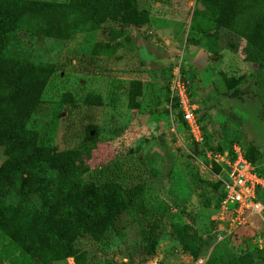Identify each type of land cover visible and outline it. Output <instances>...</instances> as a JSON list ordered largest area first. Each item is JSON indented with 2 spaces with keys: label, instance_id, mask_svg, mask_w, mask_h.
<instances>
[{
  "label": "rangeland",
  "instance_id": "374dc122",
  "mask_svg": "<svg viewBox=\"0 0 264 264\" xmlns=\"http://www.w3.org/2000/svg\"><path fill=\"white\" fill-rule=\"evenodd\" d=\"M27 1L0 0L6 13L0 25V57L13 69L47 62L58 69L38 109L19 126L11 125V134L5 131L11 124L10 108H0V170L5 160L26 153L27 138L36 133L38 143L52 153L75 149L87 155L89 165L80 178H67L44 161L24 163L20 181L38 210L54 196L72 197L90 182L106 187L110 197L131 188L137 201L136 208L110 218L100 240L76 236L79 257L83 253L87 264H214L218 244L233 253L255 249L248 226L220 238L216 194L208 184L221 173L208 153L230 150L234 143L258 148L256 163L264 169V64L246 57L245 40L223 30L210 42L211 32L208 36L192 29L194 13L216 14L200 0H137L141 26L107 25L54 39L42 34L43 19L20 13ZM179 61L207 147L191 140L169 107V81ZM226 79L234 80L232 87ZM135 81H141V94L138 107L132 108ZM8 91L0 89V94ZM89 126L96 127L92 139L86 133ZM178 205L195 215L192 224L205 241L197 259L171 232L172 223H189ZM100 208L96 199L93 209ZM143 237L156 240L151 256L145 253ZM17 255L0 235V264H15ZM29 264L44 263L32 259ZM46 264L77 262L69 256Z\"/></svg>",
  "mask_w": 264,
  "mask_h": 264
},
{
  "label": "trees",
  "instance_id": "16d2710c",
  "mask_svg": "<svg viewBox=\"0 0 264 264\" xmlns=\"http://www.w3.org/2000/svg\"><path fill=\"white\" fill-rule=\"evenodd\" d=\"M200 1L214 7L216 14L214 17H203L194 13L191 28L208 36L211 32L210 42L219 38L221 31L224 30L226 34L230 32L245 40L243 51L246 57L263 65L264 0ZM136 2L137 0H29L20 7V13L43 19V35L66 40L77 33L99 30L107 25L141 26L143 17L137 10ZM4 15L6 13L0 10V25ZM56 69L57 65L49 62L13 69L0 57V89L9 90L0 94V108L9 107L11 111V124L6 127V134H11V125L19 126L23 119L30 117L38 109L47 82ZM225 82L226 86L232 87L234 80L226 79ZM140 94L141 81H135L130 91L129 104L132 108L138 107L136 97ZM176 114L181 118L180 113ZM181 120L183 122L182 118ZM92 131L95 135L96 127L89 126L86 132L88 139L93 138ZM38 138L36 133H32L25 142L26 153L12 156L3 162L0 170V235L8 239L12 249L18 250L19 255L12 259L15 264H29L32 259L46 264L69 256H74L77 264H87L83 253L80 257L78 255L74 243L76 236L88 235L95 241L100 240L110 218L121 210L136 208V198L131 188L124 190L122 195L110 197L109 193H104L106 187L90 182L83 184L72 197L66 194L54 196L38 210L35 203L24 194L25 184L20 181L24 179L20 174V167L24 168V163L44 161L58 175L67 178H80L89 170L86 154L75 149L52 153L49 147L38 143ZM207 143L204 140L200 145L207 147ZM244 151L245 156L257 164L261 157L260 150L250 146L248 149L244 148ZM222 152H231V149ZM262 170L264 172L263 167ZM208 184L216 194L218 206L223 197L222 182L216 180ZM96 199L102 202V208L98 210L93 209ZM258 199L264 201V191L258 193ZM178 207L189 223H172L171 232L182 248L197 259L205 241L192 224L195 215L185 207ZM143 240L145 253L153 255L155 238L143 237ZM213 253L211 261L214 264H264V247L233 253L226 245L218 244Z\"/></svg>",
  "mask_w": 264,
  "mask_h": 264
},
{
  "label": "built area",
  "instance_id": "2783aa9c",
  "mask_svg": "<svg viewBox=\"0 0 264 264\" xmlns=\"http://www.w3.org/2000/svg\"><path fill=\"white\" fill-rule=\"evenodd\" d=\"M169 82L171 112L180 113L191 140L202 143L203 134L195 116L197 107L191 97L189 83L182 73L181 61L174 66ZM208 154L221 166L217 180L222 182L223 197L218 203L215 216L220 238L236 234L238 230L248 226L251 228L249 237L252 242L255 243L256 248L262 249L264 201L258 199V193L264 191L262 166L249 160L239 143L232 145L231 152L214 154L210 151Z\"/></svg>",
  "mask_w": 264,
  "mask_h": 264
}]
</instances>
